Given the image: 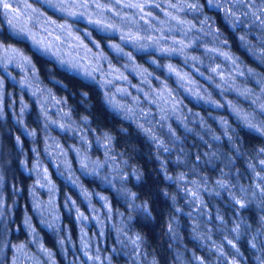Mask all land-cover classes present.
I'll return each mask as SVG.
<instances>
[{
  "label": "trees",
  "instance_id": "16d2710c",
  "mask_svg": "<svg viewBox=\"0 0 264 264\" xmlns=\"http://www.w3.org/2000/svg\"><path fill=\"white\" fill-rule=\"evenodd\" d=\"M102 3L125 8L133 17L159 19L150 27L163 37L161 52L137 51L135 41L130 43L126 35L106 42L87 22L73 26L97 38L99 52L109 61L111 44L119 48L111 57L127 76L125 84L130 87L125 101L130 108L112 107L98 82L80 78L37 53L28 42L9 34L0 17V39L32 58L40 85L67 103L69 110L57 117L68 116L65 126L76 127L84 152L103 166L93 177L81 171L72 156L66 167L57 162L55 167L45 152L48 140L54 138L64 149L70 137L66 133L62 141L57 138L61 126L51 118L56 113L36 120L33 96L25 86L7 82L1 93L5 101L0 99L4 107L0 109V222L14 223L16 216L26 215L32 226L29 221L30 228L23 231L38 234L49 257L59 264L62 254L49 241L55 231L42 227L28 195L46 182L43 186L49 184L52 196L56 188L59 199L73 203L74 213L81 209V217L88 218L86 205L94 217H105L99 249L103 258L89 254L98 264H264V0ZM94 4L90 6L96 8ZM128 5L146 7L139 8L138 16ZM39 6L51 12L43 3ZM182 6L190 10L177 18L168 13ZM152 46L156 49L157 41ZM21 102L27 112L23 124ZM49 121L53 124L45 126ZM27 134L36 147L32 155ZM57 152L61 154L60 149ZM24 158L27 164L22 166ZM31 160L44 174L31 171ZM137 169L143 173L139 185ZM34 194L38 195L36 190ZM133 197L137 203H148L152 218L130 212L127 201ZM62 225L59 230L65 232L57 235L67 232L69 242L58 239L64 256H69L67 264H88L75 242L83 226L75 219ZM11 227L1 241L0 264L12 261L7 260L10 251L5 243L12 247L15 229H22ZM23 244L28 255L35 256L28 248L33 245Z\"/></svg>",
  "mask_w": 264,
  "mask_h": 264
},
{
  "label": "rangeland",
  "instance_id": "374dc122",
  "mask_svg": "<svg viewBox=\"0 0 264 264\" xmlns=\"http://www.w3.org/2000/svg\"><path fill=\"white\" fill-rule=\"evenodd\" d=\"M40 1L46 5L51 12H48L43 9V7L39 6V4H42ZM102 2L107 3V0H0V17L3 20L4 25H6L9 34L15 38L23 39L28 42L32 49L37 53L50 58L58 64L59 67L77 74L80 78L98 82L101 86V90H103L112 107L120 110L128 104L125 99L129 98L128 88L130 85L128 83L125 84L127 76L122 73L120 68L112 61L111 55L116 56L115 53H117L119 48H116V45L111 44V47L109 46L110 48H108L109 51L106 49L109 54V61L106 55L104 56L99 52V49H101L102 46L96 40L97 38H94L87 30L84 31V34H81L73 26L77 27V23L87 22L97 31L98 34L105 37L106 42L107 38L114 37L115 39V37L120 38L123 37V35H126V39L130 41V43L135 41L137 44H135V49L137 51L157 50L158 52H161V48L163 47V37L155 34L156 27H150L152 23H156V20H159L154 16H151L150 18H145L144 16L133 17L132 15L126 13L130 11H126L125 8L114 9L109 7V3L103 4ZM90 3H95L93 6L96 8L91 7ZM5 4L8 5L7 8L4 7ZM97 5L100 6L98 7ZM145 7L146 6L142 8L133 6V11L131 13H134V15L135 13H138V16L139 14L141 16L142 12L140 10L144 11ZM188 7L190 8V6H187L185 9L183 6L175 8V11H169L168 13L174 14L177 18L178 13L183 12L184 10L189 11L190 9H187ZM58 16L65 18L59 19ZM154 36L156 37V40L154 39ZM153 41H157L158 46L156 49L154 46H152V48L150 47ZM12 49H15L16 51L12 52ZM35 67L36 65L29 55L23 53V51L9 43H4L2 38L0 39V69L3 74L9 76L8 82L12 85H17L15 83L18 82H21V84L25 83L24 85H21V87L25 86L24 88L27 93L33 96V102L37 103L33 114L34 116L37 115V117H35L36 120L40 118L43 121L45 118H49V114L56 113L54 117L51 118H54V122H58L61 126L57 138L62 141V136L66 137L68 132H74L76 127L73 129L72 125L65 126L64 123L67 122V115L65 116V119L63 117H57V115H60L62 112L64 113V110H69L65 105L67 103L64 102V104H62L61 98L57 96L54 97L44 86L40 85L41 79ZM8 68L15 69L18 71V74L15 73V70H8ZM166 71L176 74L174 73L173 68H167ZM134 73L136 74V72ZM180 78L181 77H179V79ZM0 83L2 84H0V99H4L3 101H5V97H1V93L3 89H5L3 80L0 81ZM10 96L12 97V93H10ZM23 104V102L19 104V111L21 113L19 118L20 123L22 124L24 117L27 115L26 108H22ZM9 105L8 109L13 113L12 102H10ZM2 106L0 109L4 110V107ZM58 106H60L59 109H56ZM127 108L130 107L128 106ZM57 110L60 111L59 114V111ZM52 124L53 122L49 121L45 126H51ZM24 126H26V124ZM27 135L31 140H28V143L34 148L31 153L32 155L35 154L36 147L33 146L32 143L33 137L30 134ZM68 136L71 138L73 134H68ZM48 141L49 144L47 146L49 147L45 149V152H49V160H52L55 167L57 165L66 167L69 165L66 159L70 161L73 157L77 160L80 170L90 177L99 175L100 171H97L103 169V166L100 164L92 162L93 159L91 160L89 153L82 152L84 143L78 136L75 137V141H78V147L81 148V150L78 151L71 149L70 147L64 149L60 148L59 144L54 142V138L53 140L50 139ZM49 148L50 150H47ZM58 149H60L61 154L57 152ZM54 159H56V161ZM78 159L81 160V163ZM26 164L27 159L24 158L21 165L25 166ZM30 166L31 171L36 169V174L38 176L44 174L43 171L38 170L37 165L32 163V160ZM44 184H37L35 190L38 195L34 194L35 190H31L28 195L33 211L36 213L37 219H39V223H41L42 227L46 228L48 232L55 231L53 232L54 235L51 234L53 238H50L49 241L55 244V247H57L58 251L62 254V257L60 258L61 261H58L59 264H67L69 261V256H64L65 254L61 251L60 243L58 242L60 241L58 239L62 240L65 236L62 237L57 235V233L61 232L59 229L63 228L61 218L65 222L66 216L71 217L72 220L75 219L76 225L78 224L79 226H83V228H78V232L80 234L75 240L76 247L79 248L83 256L86 255L89 262L88 264H98L99 261L95 260L89 254H93V252H95L98 257H102V253H99V249L102 245L100 244V240L101 242L104 241L105 236V217H94V211L91 207H87L86 205L84 207L89 211L90 216H88V218L81 217V209L80 213H74L73 203L70 202V200L65 197L59 199L56 188L55 193L52 196V193H50L52 188L49 184L47 186H43ZM42 190L46 192H43ZM0 203H3V201L1 200ZM96 215L98 216V214ZM92 219H94V223L92 222ZM29 221L31 222L30 218H27L26 215H23V217L18 215L15 219V222L18 224H15V222H11L9 224L0 222V253L2 252V248L4 246L1 241H4V233L7 232V228L12 225L22 227V229L16 228L14 233L20 237L22 234H18L19 231L22 232L23 230L30 228ZM30 225L32 226V222ZM89 229H91V231ZM33 233V231H30L27 234L30 238L29 243H31L33 248L36 250L30 246H28V248L29 250H33L32 252L35 256H29L28 252H26L27 245H24V241H21L20 238L15 237L16 243L10 247L11 252L9 254L12 261H9L8 264L56 263V261L49 257L47 252L49 249L46 246L44 247L38 237V234L34 233L33 235ZM91 233H95V237ZM83 239H85V241ZM5 248H7V245ZM29 260L32 261L29 263L27 262ZM81 261L84 260L82 259ZM5 262L7 263V261Z\"/></svg>",
  "mask_w": 264,
  "mask_h": 264
},
{
  "label": "clouds",
  "instance_id": "9594fccd",
  "mask_svg": "<svg viewBox=\"0 0 264 264\" xmlns=\"http://www.w3.org/2000/svg\"><path fill=\"white\" fill-rule=\"evenodd\" d=\"M134 175L136 177L137 185L141 182L143 178V173L137 169L134 172ZM221 187H223V184H221ZM124 193L127 195H130L127 189H124ZM119 194V193H118ZM137 198L133 197L132 199L128 200L130 206V212L137 215H143L146 218H152V211L146 201H141L140 203L136 202ZM131 219V216L129 217Z\"/></svg>",
  "mask_w": 264,
  "mask_h": 264
},
{
  "label": "bare ground",
  "instance_id": "6f19581e",
  "mask_svg": "<svg viewBox=\"0 0 264 264\" xmlns=\"http://www.w3.org/2000/svg\"><path fill=\"white\" fill-rule=\"evenodd\" d=\"M15 78H16V77H15ZM8 79H9V76H8V75H6V74H0V81L3 80V82H4V86H5V84L8 82ZM0 84H1V83H0ZM15 84H17V85H19V86L24 85V83L21 84V82H18V83H15ZM1 85H2V84H1ZM3 88H4V87H3ZM84 122H86V121H84ZM74 130H75V129H74ZM68 134H73V136H72L69 140H67V146L70 147L71 149H75L76 151L81 150L80 147L76 146L77 142L74 140L76 136H78V137H80V136L77 135V133H76L75 131H74V132L71 131V133L68 132ZM80 135H81L83 138H86V136H84V133H83V134L80 133ZM74 136H75V137H74ZM82 152L85 153V152H84V148H82ZM92 159H93V160H92ZM91 160H92L93 163L100 164L99 160H97V159L91 158ZM91 160H90V161H91ZM78 161H80V163H81V160H80V159H78ZM6 245H7V243H5V246H6ZM7 247H8V249H9V251L11 252L10 246H7ZM7 260H11V258L8 257Z\"/></svg>",
  "mask_w": 264,
  "mask_h": 264
},
{
  "label": "flooded vegetation",
  "instance_id": "af4514ba",
  "mask_svg": "<svg viewBox=\"0 0 264 264\" xmlns=\"http://www.w3.org/2000/svg\"><path fill=\"white\" fill-rule=\"evenodd\" d=\"M65 221H66V224H67V225H70V224H72V223L74 222V220H72L71 217H67V220L65 219ZM63 223H64V220H63ZM13 228H14V227H11L9 230H13ZM20 229H21V228H20ZM71 231H72V230H71ZM8 232H9V231L5 232L4 234L6 235ZM64 232H65V231H64ZM64 232L61 231L60 233H61V234H64ZM21 234H22V237H23V238H26V237H27V234H26L24 231H22ZM14 235H15V234H14ZM71 235H72V237H74L75 233L72 231V232H71ZM66 236H67V233H65V240L69 242V239H68V237L66 238ZM12 237H13V236H12ZM12 237H11V238H12Z\"/></svg>",
  "mask_w": 264,
  "mask_h": 264
},
{
  "label": "snow or ice",
  "instance_id": "6c2138e0",
  "mask_svg": "<svg viewBox=\"0 0 264 264\" xmlns=\"http://www.w3.org/2000/svg\"><path fill=\"white\" fill-rule=\"evenodd\" d=\"M97 6L99 7L100 5H97ZM128 6H133V5H128ZM136 6H139V5H136ZM4 7H5V8H7V7H8V5H7V4H5V5H4ZM11 51H12V52H15L16 50H15V49H12ZM241 206H243V205H241Z\"/></svg>",
  "mask_w": 264,
  "mask_h": 264
}]
</instances>
